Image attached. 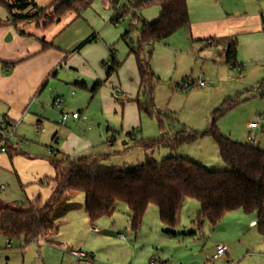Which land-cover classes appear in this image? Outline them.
Segmentation results:
<instances>
[{
  "label": "crops",
  "instance_id": "crops-1",
  "mask_svg": "<svg viewBox=\"0 0 264 264\" xmlns=\"http://www.w3.org/2000/svg\"><path fill=\"white\" fill-rule=\"evenodd\" d=\"M40 1L35 0L38 7L47 8L54 0H49L45 5ZM249 1H245L242 7H236L234 0H215L210 11L215 13L199 18L191 14L188 5L191 25L175 34L182 46L176 49L174 44H170L174 35L154 48L151 63L155 76L169 81L173 86L185 79L196 84L202 81L206 84L205 94L213 89L207 87L208 82L214 83L217 80L220 86L226 83L236 84L237 87L222 95L230 103L238 100L244 92L255 96L256 90V95L264 98V12L260 9L263 8L260 4L258 10L250 11L247 8ZM141 14L145 21L152 23L160 17V10L152 7ZM113 18L114 12L109 0H96L89 9L69 12L50 25H45L40 20L13 24L9 18L0 19V125L6 122L13 132L12 137L20 130L23 131V136L26 132L33 131L40 142L28 148H17L11 143L12 137L9 142L0 140V146L7 145L8 153L12 152L8 156L12 162L14 156H20L45 165L43 163H50L49 158L55 153H60L59 157L71 159L98 157L100 155L96 153L90 154L94 152L95 143L87 136H100L108 127V130L113 128V132L120 133L121 138L126 139L130 131L141 129L143 114L135 102L141 96V78L136 58L129 55V52L127 54L128 49L120 44L121 38L128 32L126 20L113 23ZM91 37H95L96 41L76 51L77 47ZM211 39L212 43L209 42ZM232 40L238 45L236 69H231L224 63L225 50ZM42 41L53 47L43 51ZM187 47L190 48L189 51L186 50ZM111 50L122 65L107 78L104 64L109 62ZM187 59H195L197 65L203 60V69L206 71L209 65L216 74L206 73L205 79L199 77L197 81L193 80L196 78L193 73L185 79H182L183 76L178 77L181 62ZM237 74H241L239 78L235 76ZM96 82H102L103 85L93 93L91 90ZM261 86L263 89L259 90ZM58 99L62 101L59 107L55 106ZM238 104L240 103L237 102L236 106ZM236 106L228 113L235 110ZM74 113L79 114L80 118L75 120L70 117L65 123L61 121L63 114ZM260 115L263 114L256 112V120ZM115 117H118L119 131H115L116 125L109 127ZM256 120L244 125L243 138L236 139L241 144H247L248 126ZM88 122H92V125L86 132ZM93 123L98 130L93 127ZM39 126L43 132H40ZM255 134L259 140L258 147L264 146V125ZM114 142L109 144L111 149L115 147ZM125 144L128 143L124 142ZM131 163L127 166H134L135 163ZM44 169L45 172L48 171L47 168ZM12 170L14 172L7 174L0 169V185L4 187L0 192L9 188V192L0 193V201L8 206L20 207L24 205V201L16 193H25L26 190L22 175L19 176L15 169ZM18 172L20 173L19 170ZM34 176L36 178L41 175L36 172ZM32 201L27 199L28 204ZM234 218L244 219L245 222L248 221V227L257 228L255 214H245L240 210L227 214L213 229H217L225 219ZM163 230L164 228L162 232ZM190 234L195 235V232L191 231ZM223 243L217 246L224 245ZM141 246L146 248L145 243ZM217 246L210 252L204 251L197 264H243L247 258L253 260L264 257V250H258L254 245L247 247L232 244L229 247L226 245L229 250L224 257L214 260ZM241 247L243 250L236 252V248ZM131 249L132 256L127 261L113 264H141L137 261V250L133 246ZM91 252L88 251L87 254L96 261V256ZM103 262L111 264L110 261ZM148 262L167 264L168 261L152 258ZM179 262L185 263L183 260ZM68 264L75 263L69 260Z\"/></svg>",
  "mask_w": 264,
  "mask_h": 264
},
{
  "label": "trees",
  "instance_id": "trees-1",
  "mask_svg": "<svg viewBox=\"0 0 264 264\" xmlns=\"http://www.w3.org/2000/svg\"><path fill=\"white\" fill-rule=\"evenodd\" d=\"M96 0H56L52 16H46L48 8H40L35 0H0V7L8 12L13 23L32 22L44 17V24L50 25L69 12H83ZM114 12L113 23L130 18L131 31L121 38L128 47L129 55L136 58L141 78V96L135 100L140 113L156 117L162 124L165 114L154 107V86L157 78L152 69V55L156 45L166 42L177 32L191 25L186 0H131L121 7L119 0H109ZM157 7L158 20L149 23L142 17L146 9ZM138 27L134 41L131 33ZM20 35H23L20 32ZM96 41L91 37L76 51ZM210 43L213 40H209ZM42 41V50L52 48ZM104 64L107 78L116 73L121 62L114 56ZM238 45L232 40L227 45L224 63L231 69L238 67ZM186 83H189L187 80ZM103 85L96 82L91 92L96 93ZM263 86L259 88L262 90ZM264 94V93H263ZM236 100V99H235ZM217 111L225 114L236 106L237 100ZM217 119L203 132L181 130L168 134L161 129L156 140L138 141L136 130L126 136L136 148L145 154V160L127 170L108 167L103 164L109 156H84L78 159L55 153L49 158L54 169L55 188L51 199L45 204L38 200L29 202L28 208H12L0 201V238L12 243L23 239L26 245L46 239L59 233L54 222L57 205L69 194L82 193L85 196V209L92 224L104 217H111L115 205L123 203L131 213L134 231H139L149 206L159 209L163 233L170 237L180 236L181 212L186 200H196L200 204L199 222H209L215 226L227 214L242 211L245 214L257 213V227L264 231V150L258 146L241 144L224 136L216 125ZM211 137L219 149L221 159L228 165V171H210L203 165L182 156H170L158 163L153 152L161 148L177 150L184 145L196 142L203 137ZM0 140L1 136H0ZM115 141L113 135L108 144Z\"/></svg>",
  "mask_w": 264,
  "mask_h": 264
},
{
  "label": "rangeland",
  "instance_id": "rangeland-1",
  "mask_svg": "<svg viewBox=\"0 0 264 264\" xmlns=\"http://www.w3.org/2000/svg\"><path fill=\"white\" fill-rule=\"evenodd\" d=\"M130 1L121 0V7L129 5ZM186 1H188L187 5H189L191 14L193 13L198 18L215 13L210 12L215 0ZM245 1L247 0H234V3L236 7H242L241 5ZM48 2L49 0L40 1L43 5ZM55 4L56 0L47 7L46 16L53 15L54 9L52 10V8L56 6ZM259 4L263 7L260 9L264 12V0H250L247 8L250 11L258 10ZM7 18V10L0 7V19L6 20ZM44 19L42 17L40 21L44 22ZM123 20H126V31H131L130 18H123L121 21ZM140 28L138 27L137 30L135 29L131 33V38L134 41ZM178 42V35H175L170 40V44H174L175 46L173 45V47L176 49L182 46ZM120 44L128 49L124 41L121 40ZM189 49L188 47L186 48L188 51ZM128 52L129 50L127 54ZM196 62L195 59L183 60L178 77L183 76L182 79H185L193 73L194 78L196 75L193 80L197 81L199 77L205 79L206 73L216 74L209 65L206 71L203 69L202 66L205 64L203 60L199 61V65ZM240 75L237 74L235 76L239 78ZM156 78L154 107L157 112L165 114V117H161L162 124L160 125L156 117L144 113L142 115V127L136 131L138 141L158 139L161 129L168 134H173L183 129L203 132L207 130L216 118V125L222 134L233 141L239 142L236 139L243 138L244 125L247 122L256 120V112L264 116V98L256 95L258 90L254 92L255 96L251 93H242L237 100L240 104L236 106V109L223 115L220 112L218 113L217 110L220 107L230 105V102H228L227 98H222V95L229 89L237 87L236 84L226 83L220 86L216 82L217 80L214 83L208 82L207 87L213 89L210 93L205 94V89L198 87V82L196 84L190 81L191 91L188 93L180 92L178 89V86L185 84L187 79L173 86L169 81ZM117 120L118 117L113 118L109 126L113 127V125H116L117 130L115 131L120 130ZM90 125H92V122H88L86 132ZM94 125L95 123H93V127H96ZM97 128L96 130H98ZM81 131L84 132L83 129ZM81 131L80 133H82ZM21 133H23L22 130L16 132V135L12 137L11 143L14 147L28 148L31 145L40 143L36 139L38 136L35 132H26L25 136ZM114 133L113 128L108 130L107 127L100 136L97 134L87 136L95 143L94 152L90 154L96 153V155L100 156H109V159L104 160L103 164L123 171L129 169L130 166H127V164L130 162L135 163L134 166L143 163L146 157L144 152L136 148L134 142L128 137L122 139L120 133ZM113 135L116 136V141L114 142L115 147L111 149L108 139ZM241 141L243 143L246 142L245 140ZM124 142L128 144L124 145ZM259 148L263 150L264 146ZM11 154L12 152L0 156V169L9 174L14 172L13 168L19 176L22 175L26 191L25 193H16L19 199L24 201V205L20 207L23 209L28 208L27 199L29 201L38 200L39 204L45 205L51 199L55 188L53 181L55 176L54 169L50 167L49 162L43 163L45 165H40L41 163L31 162L20 156H14V161L12 162L8 158ZM170 156L185 157L203 165L210 171L229 170L228 165L219 155L218 146L208 136L198 139L194 143L184 145L177 150L161 148L153 152V157L158 163ZM44 168H47L48 171L45 172ZM36 172L41 176L34 178ZM8 189L7 187L6 191L0 193L9 192ZM10 207L18 208V206ZM115 210L116 212L111 217H104L92 224L85 209V196L82 193L69 194L57 205L55 212L54 222L59 226V233L48 236L46 239L41 238L29 245H26L23 239L15 240L12 242L11 248L7 247L8 242L6 240L0 238V264H68L69 260L75 263L76 260L74 261L75 257L73 258L72 251L83 253L92 251L91 253L96 256L97 263L103 264V261H110L113 264L127 261L130 255L132 256L131 246L137 250V261L141 264H150L148 261L152 258L167 260V264H180L179 260H183L184 264H197L204 251H212L221 242H224L223 244L228 245V247L232 244H240L247 247L254 245L258 250H264V231L260 227L252 229L248 227V221L245 222L244 219L234 218L225 219L217 229H213V225L209 222H199L200 204L196 200L189 199L185 201L181 212V227L176 230V233H179L180 236L177 237L163 234L162 228L164 226L162 227L160 221L159 209L154 205L149 206L147 209L145 219L143 218L141 228L137 232L133 230L128 206L123 203H117ZM254 214L257 217V213ZM191 231H194L195 235H191ZM143 243L146 244V248H142L141 245ZM241 250H243L242 247L236 248V252ZM245 252L244 250L243 253L245 254ZM127 264H130V262H127ZM243 264H264V257L253 260L247 258Z\"/></svg>",
  "mask_w": 264,
  "mask_h": 264
},
{
  "label": "built area",
  "instance_id": "built-area-1",
  "mask_svg": "<svg viewBox=\"0 0 264 264\" xmlns=\"http://www.w3.org/2000/svg\"><path fill=\"white\" fill-rule=\"evenodd\" d=\"M198 87H200L201 89H205L206 88V84L202 81L198 82ZM178 89L180 92H188L191 89V84L190 83H185L182 85L178 86ZM62 101L61 100H56L55 101V106L59 107L61 105ZM73 118L75 120L80 118V115L77 113H74L72 115L69 114H63L61 117V121L63 123L67 122V120L69 118ZM262 125H264V116L260 115L257 117L256 122L249 124L248 126V135H247V144L253 147H257L259 146V140L256 137L255 131L258 130ZM40 132H43V129L39 126L38 127ZM13 132H11L8 128V125L6 122H4L3 124L0 125V136L2 141H8L10 140V138L12 137ZM49 152H51V150H49ZM8 153V147L7 145H3L0 146V155L3 154H7ZM4 190V187L0 185V191ZM12 243L7 244L8 248H11ZM229 248L226 245H219L216 248V253L213 257L214 260H218L222 257H224L227 252H228ZM72 255L75 257V264H96L94 261L93 256H91L90 254L87 253H83V252H72ZM150 264H155V262H151Z\"/></svg>",
  "mask_w": 264,
  "mask_h": 264
},
{
  "label": "water",
  "instance_id": "water-1",
  "mask_svg": "<svg viewBox=\"0 0 264 264\" xmlns=\"http://www.w3.org/2000/svg\"><path fill=\"white\" fill-rule=\"evenodd\" d=\"M67 2H68V0H67ZM140 167V165H138L136 168L138 169Z\"/></svg>",
  "mask_w": 264,
  "mask_h": 264
}]
</instances>
